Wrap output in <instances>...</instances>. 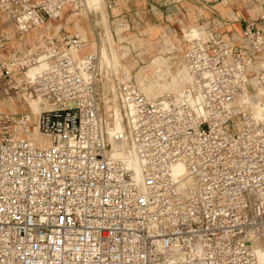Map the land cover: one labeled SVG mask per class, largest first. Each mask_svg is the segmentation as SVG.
I'll return each instance as SVG.
<instances>
[{
	"label": "built area",
	"instance_id": "built-area-1",
	"mask_svg": "<svg viewBox=\"0 0 264 264\" xmlns=\"http://www.w3.org/2000/svg\"><path fill=\"white\" fill-rule=\"evenodd\" d=\"M118 1L102 0L107 9ZM65 6L81 10L86 0H0L21 31ZM206 22L185 54L202 114L174 96L146 99L132 81L119 85L133 111L139 181L106 142L97 55L74 57L80 35L42 50L36 91L72 106L38 115L46 148L27 140L24 115L0 114V264H264L255 254L264 243V120L235 103L264 50V3L242 35L226 37L223 19ZM13 68L0 64V74ZM257 78L264 91V71Z\"/></svg>",
	"mask_w": 264,
	"mask_h": 264
},
{
	"label": "bare ground",
	"instance_id": "bare-ground-1",
	"mask_svg": "<svg viewBox=\"0 0 264 264\" xmlns=\"http://www.w3.org/2000/svg\"><path fill=\"white\" fill-rule=\"evenodd\" d=\"M137 1H139L138 3L141 6H143L141 3H145V0ZM228 1L231 2L232 0ZM256 1L260 9L258 13L259 16L262 12V4L264 3V0ZM119 2H121V0L118 1L116 6L111 7L109 11L113 12L116 8L117 11L127 8L124 1H122L121 3ZM221 3L224 5L227 4L226 0H221ZM102 9L108 11L102 0H86V6L81 10H77L82 11L81 16L88 21L87 24L89 26L92 24V27L96 26L98 28L101 42L98 47V40H89V38L86 36V33H72L69 35H80L85 42L84 46L80 50L74 52V57L77 60L82 56L89 54H95L98 57L96 73V95L98 99L100 119L105 130L106 142L111 149V153H113L117 158L121 159L125 163V165L131 171H133L135 179L139 181L141 178V165L137 156L136 140L132 135L133 111L124 103L119 90L120 83L132 80L129 77L128 72L126 71V73L120 66L117 54L112 45V37L107 30L106 16L103 13ZM65 10L76 12L71 7L65 6L61 9L59 14L55 18L49 19L46 23L35 26L30 30L21 31L0 8V11L5 17L3 18L2 16L0 18V31H2L1 28L4 27L5 30L10 29V31H12L13 33H18L17 41L12 42L11 47H9L10 52L14 55H17L16 57H29L26 60L23 59L25 61L18 65L26 64V61L32 58L37 61L35 63V65L37 64V68L34 71L23 70L22 76L20 77L19 81H16L12 84V92H14L13 94H15L14 99L18 98L16 95L18 94L21 100L24 101L29 109L31 108L33 112H35L36 110L38 111V109H43L36 115L33 125L36 133V138L33 135L30 122L25 116L29 123L27 140L33 146L38 148H46L50 145L49 139L43 137L38 132V115L46 110L72 106V104L69 102H63L59 104L54 100H51L50 98L38 93L34 87L37 76L46 65L43 61V54L36 52L38 55H32L33 47L35 46V44L42 45L40 49L46 48L47 41L50 42V40H52L53 38H58L59 34L55 36L53 35L62 27L63 22L71 21L73 23H78L80 21L78 19V22H74V19L78 16L75 14H65L59 19H56ZM75 27H77V25ZM199 27L191 26L189 27L188 32L185 33V49L182 44L174 45L172 43H168L162 51L164 56L167 57L165 60L159 58L157 60H154L153 62V64L156 65L155 68L147 66L140 70L136 79L137 84L135 82L133 83L137 86V88L141 91L142 95L146 99L154 100L164 96H174L175 98H178L186 103L187 106L195 111L196 114L203 113L200 105L199 94L196 87L194 86V81L185 62V54L189 47L188 39L196 38L201 34L202 31L199 32V30L202 27ZM113 29L119 35L121 33L126 35L129 34V30L125 21L121 19H116L114 21ZM26 32H29V34H26ZM242 34L243 31L241 29L238 35ZM1 35L7 36L6 33H3ZM49 36L53 37L45 40ZM90 45H93L95 48H97L96 51H91ZM12 61L13 60L0 62H7V64H10V62ZM13 65L15 67L18 66L16 62H14ZM29 67L30 66L27 65V68ZM245 71L247 75V82L237 92V95L235 97L236 107H238L242 112L250 115V117L254 120H264V91L262 90L263 88H261V84L259 83L257 78V73L259 71H264V50H260L254 54L253 61L247 65ZM18 72L21 71L13 69V74ZM153 84H155L156 86H154ZM8 97L9 99H11V95L8 94ZM9 99L7 100V102H10ZM12 100L13 99H11V101ZM237 124V130H240L242 128V121L240 116L236 117L235 119V126ZM178 172L179 170L175 171V173ZM255 254L257 261L259 263H264V243L256 246Z\"/></svg>",
	"mask_w": 264,
	"mask_h": 264
},
{
	"label": "rangeland",
	"instance_id": "rangeland-1",
	"mask_svg": "<svg viewBox=\"0 0 264 264\" xmlns=\"http://www.w3.org/2000/svg\"><path fill=\"white\" fill-rule=\"evenodd\" d=\"M122 1L126 3L127 6L126 9L117 11L116 8L115 11L113 12H110L109 9L108 11L102 9V11L106 16L107 30L109 31V34L112 37L111 39L112 45L117 54L120 66L125 72L126 71L128 72V75L131 78L132 82L135 83L138 74L142 68H145L147 66L151 68H155L156 65L153 64L154 60H157L159 58L165 60L167 58L166 56H164L162 51L163 48H165V46L168 43H172L174 45L182 44L185 49L186 46H185L184 35L186 32H188L189 27L200 26L202 28L199 30V32L203 31L206 28V24H207L206 21H208L210 18L215 20L216 19V17L214 16L215 12L217 13L216 15H219V12H217L216 9H213V6L221 2V0H217L214 3L209 0H204L209 3L206 4L204 2L203 3L201 2L200 4L194 2L192 3L190 0H179V2L177 3L164 4L161 3L160 0H145L144 1L145 3H141L143 5L141 6L138 3L139 1L137 0H121V2ZM226 3H227L226 5L221 4L222 5L221 7L227 8L229 10L231 8H236L239 10V13L244 17V19L242 18L239 19L240 27H242L241 28L242 30L244 27V23L246 21L254 20V18L258 16V13L260 11L256 0H232L231 2L226 0ZM180 4H181V9L183 10L185 9V12L182 11L181 14L183 15L179 16L180 13H177L176 11L178 8H180ZM231 4H233V7H229V5ZM203 7H206L210 10L205 9ZM200 10L204 11V13L200 12ZM81 12L82 11L72 12L69 10H65L63 13H61V15L56 19H59L65 14H69V15L75 14L78 16L77 18L74 19V22H78L79 20L80 21L78 23H73L71 21L63 22L62 27L53 36L59 34L58 36L59 38L72 33H86V36L89 38V40L91 41L98 40L97 41L98 43L97 47H98L101 44L99 30L96 26L92 27L91 26L92 24L89 26L87 24L88 21L82 18ZM132 14L136 16L135 18L132 19V21L136 22L137 19L142 18L143 19L142 22H140V24H136L130 21V15ZM168 15H171V17L169 18L167 17L168 19L165 21L166 16ZM184 15L186 16V19L185 17H183ZM2 16L3 18H5L2 12L0 11V18ZM203 16L205 17V19L208 20H206L204 22V25L202 26L199 25L200 22L198 17L204 18ZM116 19H121L125 21L129 30L128 35L122 33L119 35L117 32H115V30L113 29V23ZM222 19L228 22L226 23L227 24L226 26L222 27L223 29L222 33L226 35V37H229L233 34L237 35L236 32L238 30L237 31L235 30L233 26L234 24L233 21L224 17H222ZM46 22L47 21H45L44 23ZM76 25L77 27H75ZM187 26L189 27L186 29ZM1 29L2 31L0 32V39L3 37L1 35L3 33H6L8 36V37L4 36L7 37L8 39L7 41L2 40V42H0V49L1 50L3 49V53H4V56L1 55V57L7 58L8 60H13L14 62L17 63V65L28 59L29 57L28 58H22L19 56L16 57L17 55H14L9 50V47H11V43L17 41L18 33L17 34L13 33L12 31H10V29L9 30L6 29L7 30L6 31L4 27ZM29 32H26V34L27 33L29 34ZM53 36H49L45 40H48ZM48 43L50 42L48 41L46 42V47ZM41 46L42 45L35 44L32 52L33 56L34 55L36 56L37 53L43 54L42 50L45 48L40 49ZM90 48L91 51H96L97 49L93 45H90ZM13 61L10 62V64H13L14 63ZM0 64H7V62H0ZM29 66L30 67L27 68V61L26 64H21L18 65L17 67L14 66L13 69H17L21 72L13 74V71H11L10 76L7 78L2 77V75L0 74V114L26 116L30 122L33 135L36 138V133L33 125L36 115L43 109H38V111L36 110L35 112H33L31 108L29 109L26 103L21 100L18 94H16L18 98L14 99L15 94H13L14 92H12V84L16 81H19L20 77L22 76L23 70L34 71L37 68V64L36 65L32 64ZM153 85L156 86L155 84ZM8 94L11 95L10 98L13 99L12 101L11 99H9ZM8 99L10 102H7ZM236 128H238V124L236 125Z\"/></svg>",
	"mask_w": 264,
	"mask_h": 264
},
{
	"label": "crops",
	"instance_id": "crops-1",
	"mask_svg": "<svg viewBox=\"0 0 264 264\" xmlns=\"http://www.w3.org/2000/svg\"><path fill=\"white\" fill-rule=\"evenodd\" d=\"M192 3L194 2L193 0H190ZM209 1H212L213 3L214 2H216L217 0H209ZM201 2L203 3H206V4H208L209 2H207V1H204V0H200V1H198V3H200L201 4ZM195 3V2H194ZM222 3L220 2V3H218V4H215L214 6H213V9H216L217 10V12H219V15H216L217 13L215 12V14H214V16L217 18V19H222V17H224V18H228L229 20H232L233 21V26H234V28H235V30L237 31L236 33L238 34V33H240L239 31L241 30V28L242 27H240V23H239V19L240 18H242V19H244V17L239 13V10L238 9H236V8H231L230 10L229 9H227V8H224V7H221L222 5H221ZM229 7H233V4H231V5H229ZM203 8H205V9H208V8H206V7H203ZM198 9H200V8H198ZM181 10V11H180ZM208 10H210V9H208ZM238 10V11H237ZM182 11H184L185 12V9L183 10V9H181V4H180V8H178L177 9V13H180L179 14V16L180 15H183V14H181V12ZM200 12H202V13H204V11H201L200 10ZM186 13H187V11H186ZM222 17H221V16ZM178 16V17H179ZM136 16L135 15H130V21H132V19L133 18H135ZM169 17H171V15H168V16H166V19H165V21L168 19ZM175 17H176V15H175ZM183 17H185V19H186V16L184 15ZM204 17V16H203ZM164 19V18H163ZM203 19H205V17L203 18ZM254 19H256V18H254ZM142 18H140V19H137L136 20V22H134V21H132L133 23H136V24H140V22H142ZM249 20H251V19H249ZM129 26V25H128ZM189 26H187L186 27V29L188 28ZM129 29H130V27H129ZM1 32V31H0ZM4 37V36H3ZM1 38L0 39V42H2V40L3 41H7L8 39L6 38V37H4V38ZM123 50H125V49H123ZM1 55L2 56H4V53H3V49L1 50L0 49V61H7L8 59L7 58H3V57H1ZM15 59V58H14ZM137 65H138V63H137ZM16 107V106H15Z\"/></svg>",
	"mask_w": 264,
	"mask_h": 264
}]
</instances>
